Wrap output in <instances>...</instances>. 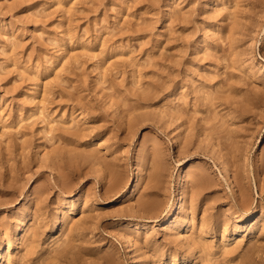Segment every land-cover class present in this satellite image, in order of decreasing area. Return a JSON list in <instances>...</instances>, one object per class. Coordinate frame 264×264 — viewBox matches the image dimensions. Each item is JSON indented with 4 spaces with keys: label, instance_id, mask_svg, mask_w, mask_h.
I'll list each match as a JSON object with an SVG mask.
<instances>
[{
    "label": "rangeland",
    "instance_id": "374dc122",
    "mask_svg": "<svg viewBox=\"0 0 264 264\" xmlns=\"http://www.w3.org/2000/svg\"><path fill=\"white\" fill-rule=\"evenodd\" d=\"M0 264H264V0H0Z\"/></svg>",
    "mask_w": 264,
    "mask_h": 264
},
{
    "label": "bare ground",
    "instance_id": "6f19581e",
    "mask_svg": "<svg viewBox=\"0 0 264 264\" xmlns=\"http://www.w3.org/2000/svg\"><path fill=\"white\" fill-rule=\"evenodd\" d=\"M179 164V163H178ZM188 167V161H183L180 164V171H185ZM228 172V169H227ZM136 170H133L130 174V180L127 183L124 191L120 195H124L125 193H129L133 186H134V179ZM183 179H179L178 182L175 183V191L172 194V205L170 206V209L168 210L166 216L162 220V227L163 228H176L177 226V217L179 214V210L183 208V203L181 201V190L180 186L183 184ZM251 201V200H250ZM249 206V202L246 204ZM247 208V207H246ZM251 209V208H250ZM250 211V210H249ZM248 213V212H247ZM251 215H248L245 219L248 220ZM238 220V219H237ZM186 231H190V220L186 217L184 224L180 225V232L184 233Z\"/></svg>",
    "mask_w": 264,
    "mask_h": 264
}]
</instances>
